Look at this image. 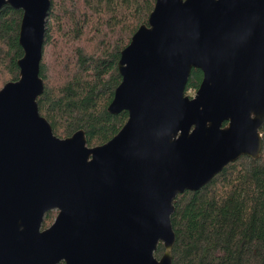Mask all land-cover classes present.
<instances>
[{"label":"water","instance_id":"95a60500","mask_svg":"<svg viewBox=\"0 0 264 264\" xmlns=\"http://www.w3.org/2000/svg\"><path fill=\"white\" fill-rule=\"evenodd\" d=\"M51 5L0 0L23 11L24 51L0 90V264H173L177 197L260 158L264 0H156L121 53L108 107L128 121L96 147L84 130L59 138L40 113ZM193 69L203 79L189 97Z\"/></svg>","mask_w":264,"mask_h":264},{"label":"trees","instance_id":"16d2710c","mask_svg":"<svg viewBox=\"0 0 264 264\" xmlns=\"http://www.w3.org/2000/svg\"><path fill=\"white\" fill-rule=\"evenodd\" d=\"M51 1L40 113L59 138L84 130L88 146L103 145L128 121V112L115 116L108 107L122 82L121 53L148 25L156 0ZM22 19V10L5 6L0 11V90L19 78ZM202 79V71L193 69L186 94L197 92ZM261 134L259 159L243 156L201 190L177 197L173 264H264V128ZM55 216L47 214L45 226ZM164 251L160 245L156 257Z\"/></svg>","mask_w":264,"mask_h":264},{"label":"flooded vegetation","instance_id":"af4514ba","mask_svg":"<svg viewBox=\"0 0 264 264\" xmlns=\"http://www.w3.org/2000/svg\"><path fill=\"white\" fill-rule=\"evenodd\" d=\"M90 147V146H89ZM51 213L52 212H56V216H55V218L53 219V221H52V223L49 225V226H45V220H44V223H43V226H42V230H46V229H48L50 226H52V224L55 222V219H56V217H57V215H58V211L57 210H54V211H50ZM50 212L49 213H47V214H50ZM47 214H46V216H47ZM46 216H45V218H46Z\"/></svg>","mask_w":264,"mask_h":264},{"label":"rangeland","instance_id":"374dc122","mask_svg":"<svg viewBox=\"0 0 264 264\" xmlns=\"http://www.w3.org/2000/svg\"><path fill=\"white\" fill-rule=\"evenodd\" d=\"M196 93H194L193 91L188 92V94H186L189 97H194Z\"/></svg>","mask_w":264,"mask_h":264},{"label":"built area","instance_id":"2783aa9c","mask_svg":"<svg viewBox=\"0 0 264 264\" xmlns=\"http://www.w3.org/2000/svg\"><path fill=\"white\" fill-rule=\"evenodd\" d=\"M191 91H193V90H191ZM194 93H196L195 91H193Z\"/></svg>","mask_w":264,"mask_h":264}]
</instances>
